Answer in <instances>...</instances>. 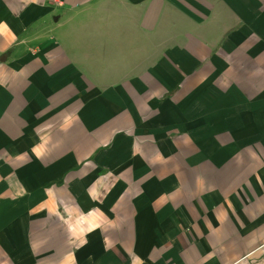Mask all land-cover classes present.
Returning <instances> with one entry per match:
<instances>
[{"label": "crops", "instance_id": "1", "mask_svg": "<svg viewBox=\"0 0 264 264\" xmlns=\"http://www.w3.org/2000/svg\"><path fill=\"white\" fill-rule=\"evenodd\" d=\"M0 264H264V0H0Z\"/></svg>", "mask_w": 264, "mask_h": 264}]
</instances>
